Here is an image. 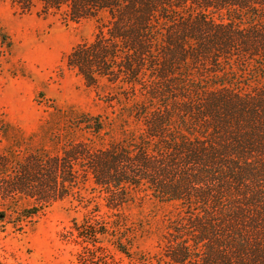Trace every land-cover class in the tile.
<instances>
[{"label":"trees","instance_id":"1","mask_svg":"<svg viewBox=\"0 0 264 264\" xmlns=\"http://www.w3.org/2000/svg\"><path fill=\"white\" fill-rule=\"evenodd\" d=\"M11 1L94 21L65 61L112 88L107 115L23 156L4 187L35 200L22 216L68 199L79 264H264V0ZM146 197L169 207L153 253L125 212Z\"/></svg>","mask_w":264,"mask_h":264},{"label":"rangeland","instance_id":"2","mask_svg":"<svg viewBox=\"0 0 264 264\" xmlns=\"http://www.w3.org/2000/svg\"><path fill=\"white\" fill-rule=\"evenodd\" d=\"M94 33V21L70 20L65 6L43 11L39 2L22 9L11 0H0V213L4 214L0 215V264H79V254H85L74 241L70 222L80 214L71 209L68 199L25 218L22 209L35 206V200L6 192L4 187L18 180L26 153L54 152L50 136H67L68 127L76 125L74 113H109L112 88L103 81L87 86L65 61L77 44L90 42ZM55 109L70 116L55 114ZM84 137L93 145L99 143L92 136L77 134L79 139ZM77 163L81 167L84 161ZM62 177L57 175L56 180ZM168 211L150 197L125 209L134 221L151 225L137 238V251L157 250L158 227ZM115 257L127 262L120 253Z\"/></svg>","mask_w":264,"mask_h":264}]
</instances>
